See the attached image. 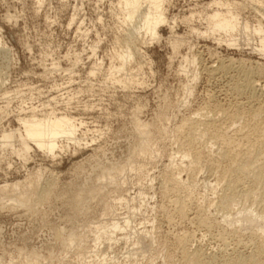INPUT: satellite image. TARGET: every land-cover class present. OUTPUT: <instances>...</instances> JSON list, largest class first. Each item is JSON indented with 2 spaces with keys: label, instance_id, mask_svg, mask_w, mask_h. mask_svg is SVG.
Instances as JSON below:
<instances>
[{
  "label": "rangeland",
  "instance_id": "rangeland-1",
  "mask_svg": "<svg viewBox=\"0 0 264 264\" xmlns=\"http://www.w3.org/2000/svg\"><path fill=\"white\" fill-rule=\"evenodd\" d=\"M259 1L263 6L166 0L165 20L151 40L141 18H128L124 0H0V136L20 128V117L52 109L84 122L80 137L88 133L81 146L65 142L54 157L37 147L22 156L0 146V186L17 183L29 201L0 195V264H264V183L251 177L264 167V146L244 142L250 148L243 143L237 150L247 149L253 158L240 155L232 165L220 157L221 145L205 136L195 141L193 159H181L187 120L217 118V126L241 142L247 115L264 107V40L255 31H264ZM216 11L235 18L234 31L209 20ZM244 32L250 41L241 39ZM176 36L181 44L175 51ZM128 49L133 56L126 72L113 70ZM222 63L230 67L225 72L218 70ZM245 70L253 71L256 90H236ZM260 115L254 121L261 124ZM139 123L152 137L142 154L134 152ZM130 160L135 169L118 178L112 169ZM228 165H241L247 174L231 205L225 202ZM111 170L115 176L104 175ZM30 179L40 187L52 184L47 200L32 199ZM91 189L99 192L89 197ZM78 192L84 197L75 207ZM184 198L185 217L177 211ZM133 208L140 209L134 221L126 226L121 220L115 232H106L113 217ZM242 210L254 219L249 227L234 221ZM92 250L91 258H82Z\"/></svg>",
  "mask_w": 264,
  "mask_h": 264
},
{
  "label": "bare ground",
  "instance_id": "bare-ground-1",
  "mask_svg": "<svg viewBox=\"0 0 264 264\" xmlns=\"http://www.w3.org/2000/svg\"><path fill=\"white\" fill-rule=\"evenodd\" d=\"M165 1L166 0H124V3H125V8L127 10V16L129 19H137L138 17L142 19V21L144 22V27H145V30L146 32L148 33V35L150 36V39L151 40H155L158 38V26L160 24H162L165 20V17H164V4H165ZM251 3H255L256 4H259V5H256V6H263V3L262 1H259V0H250ZM143 4H146V8L144 11H142V7H143ZM230 13V11H229ZM209 20H212V21H216L215 25L220 28V29H223V30H226V31H234V28H235V25H234V20L235 18L233 17H228L227 15L225 16H222L220 14L219 11H216ZM255 31H257V33L260 35L261 39L264 40V31L261 29V28H257ZM241 39H244V40H251V38L246 34V32H244L242 35H241ZM0 44H1V40H0ZM180 44H181V41H180V38L179 37H175L174 39V43H172L173 45V48L174 50L176 51L177 49H179L180 47ZM133 56V52L128 49V51L126 52L125 54V57L123 58V64L122 66L120 67H117V68H114L113 70H117L118 72H126L127 70V63L129 62L130 58ZM221 63V62H220ZM231 63V62H230ZM223 64V63H222ZM230 65V64H229ZM219 69H222L220 71H224L225 69H227L229 66L228 65H221L219 64ZM58 68V67H55V69ZM230 68V67H229ZM215 69V70H214ZM112 71V73L110 74H114V71ZM183 70L185 73H187V69L186 68H183L181 69ZM217 69L214 67V68H210L209 71H211V73L213 74V71L215 72ZM250 70V69H249ZM247 70V71H249ZM228 71V70H227ZM94 72V71H93ZM225 72V71H224ZM253 72V71H252ZM252 72H247L246 73V70L245 72L243 73H246L244 76V79L243 81L237 83V85L235 86L236 87V90H243L245 88V90H256V83L254 79H252L251 75L253 74ZM235 73V72H234ZM252 73V74H251ZM210 74V73H209ZM215 74V73H214ZM128 76V74H126ZM238 81V80H237ZM231 82V81H230ZM236 84V82H235ZM260 85V84H259ZM234 87V88H235ZM259 87V86H258ZM241 92V91H240ZM244 92V90H243ZM248 92V91H247ZM253 92V91H252ZM254 93V92H253ZM256 93V92H255ZM261 93V92H260ZM247 97V96H246ZM254 97V96H253ZM251 100V99H250ZM257 101V100H256ZM259 103V102H258ZM222 105V104H221ZM251 106V105H250ZM253 107V106H252ZM261 107V106H260ZM255 108V107H254ZM259 108V107H258ZM253 109H251L252 111ZM216 111V110H215ZM244 111V110H243ZM242 111V113H243ZM255 111H256V108H255ZM239 112V111H238ZM253 112V111H252ZM258 111H256L255 113H257ZM198 113V112H197ZM241 113V114H242ZM248 114L247 115V127H248V131H247V134L243 135L241 139V142L240 141H237L236 137H232V135H228L226 132H224L221 127L217 126V122H215L216 120H218L216 118V120L213 119V121H204V120H196V119H189L187 120L186 124H184L183 126L186 128V136H187V141L184 143V147H183V155L181 157V159L183 158H189V157H192L193 159V156L195 154V151H197V149H194L195 148V141L199 138V140H202L203 137L205 138V136H209L207 137L208 141L209 140H214L215 143H218L220 144L219 146L222 148V153H221V158H225L226 161L229 160L232 164V161L235 162L236 159L239 160L240 158V155L242 156L243 155V159L246 160V158H249L250 155L248 154H251L249 152H244L242 150H237V149H240V148H244L242 147V144L245 142V143H248L249 146H253L252 148L255 149L256 147L259 148L261 147L262 149V146H264V119L263 121L261 120L263 117H264V107L262 106L261 109H259V115L261 113L260 116H263L260 120L262 121L261 124L259 122H255L254 119H256V116L258 115L257 114ZM237 114V113H236ZM235 115V114H234ZM240 115V113H239ZM258 115V116H259ZM208 117V115H206ZM216 116V115H215ZM257 116V117H258ZM206 117V118H207ZM245 117V116H243ZM219 118V117H218ZM223 118V117H222ZM209 120V119H208ZM255 122V123H254ZM19 123H20V128L18 129H9V130H4L0 136V146H1V149L3 151L5 150H8V149H12L14 150L13 152L18 154V155H26L30 152L31 149H33L34 147H37L39 149H41L42 151H44L46 154L48 155H52V157H54L56 154H57V151L59 150H62L64 145L63 143H67V144H74L76 146H81L83 144L84 141H87V138H88V133L84 132L83 136L84 138L80 137V130L82 129V127L84 126V122L82 121H78V119H76L75 117H72L68 114H65V113H58L56 112L55 109H52L51 111L49 112H46L44 114H33L31 115L30 117H20L19 118ZM138 123V122H137ZM219 123V122H218ZM182 126V127H183ZM183 127V128H184ZM240 128V127H239ZM238 128V129H239ZM244 128V127H243ZM246 129V128H245ZM88 131V130H87ZM243 131V129H242ZM241 132V131H240ZM137 134L139 136V145L138 147L134 150L135 153H140L142 154L141 152H146L149 148H150V143H151V135H150V130L148 129V127L146 125L142 126V124L140 125L137 124ZM233 136H236V135H233ZM202 137V139H201ZM210 138V139H209ZM95 137H92V140L91 141H95ZM205 138V140H207ZM204 140V141H205ZM206 141V142H208ZM244 145H247L248 144H245ZM185 144L187 145V147H185ZM214 144V142H213ZM248 146V149L250 148ZM246 148V147H245ZM195 150V151H194ZM238 152H237V151ZM251 150V149H250ZM249 150V151H250ZM257 150V149H256ZM264 150V148H263ZM262 150V151H263ZM149 151V150H148ZM199 151V150H198ZM253 151V150H252ZM258 151V150H257ZM261 151V150H260ZM221 152V150H220ZM256 153V151H253ZM263 153V152H262ZM198 154V153H197ZM199 155L201 156V152L199 151ZM248 155V157H247ZM256 155V154H255ZM138 156V155H137ZM199 156V159H201L202 157ZM223 156V157H222ZM254 156V155H253ZM260 156V155H259ZM198 156L195 157V159L197 158ZM251 157H252V154H251ZM250 157V158H251ZM253 158V157H252ZM256 159V156L254 157ZM153 159V158H152ZM174 159V158H172ZM176 159V158H175ZM198 159V160H199ZM242 159V157H241ZM242 159V160H243ZM254 159V160H255ZM197 160V159H196ZM240 160V162L242 161ZM243 160V161H244ZM195 161V160H194ZM222 161H225L222 159ZM228 161V162H229ZM242 161V164L244 163ZM248 162V160H246ZM208 162V161H207ZM229 162V163H230ZM134 162H132L131 160L126 162L125 164H123L122 166L120 167H112L115 171V174H117L118 178L120 176H125L127 172L129 171H132V169H135L134 167ZM175 163V162H174ZM210 163V167H211V162H208ZM214 163V162H213ZM218 163V162H217ZM227 163V164H229ZM246 163V162H245ZM249 163H251L249 161ZM248 163V164H249ZM231 164H229L231 166ZM234 164V163H233ZM232 164V165H233ZM240 164V163H238ZM215 165V164H214ZM213 165V167H214ZM227 166L229 168L227 169H224L226 170L225 171V176H229L230 177V183L228 184V188H229V193L230 194H226V198H225V202L228 204L231 205V200L235 197L232 198V196L234 195V191H235V188H236V185L239 183V181L241 182L242 178H241V174L246 171L244 170L242 173H241V170L239 169V167L237 168H233L230 167V166ZM244 165V164H243ZM217 166V165H216ZM253 164L251 165V168H252ZM259 166V165H258ZM242 167V166H241ZM244 167V166H243ZM257 167V166H256ZM218 168V167H217ZM220 168V166H219ZM250 168V167H249ZM263 169H261L260 167L258 168L259 171L255 173V171H250V172H253L251 174V177H254L257 182H263L264 183V167H262ZM248 169V168H247ZM254 169V168H253ZM261 169V171H260ZM111 171H109L108 173L104 174L105 176H115V174ZM222 170V169H221ZM256 170V169H255ZM223 172V171H222ZM42 173V172H41ZM109 174V175H107ZM111 174H114V175H111ZM244 174V173H243ZM39 175V174H38ZM103 175V176H104ZM247 175L246 173L243 175L245 176ZM250 175V174H248ZM41 176V175H39ZM38 176V177H39ZM168 177V176H167ZM175 177V176H174ZM36 178V177H35ZM109 178V177H108ZM116 178V177H115ZM113 177H111V180L112 179H115ZM151 178V177H150ZM149 178V179H150ZM247 178V177H246ZM253 178V179H254ZM174 178H169V181H174L173 180ZM32 180V179H30ZM151 180H153L151 178ZM151 180L149 182H151ZM178 180V179H175V181ZM181 180V179H180ZM123 181V180H122ZM166 181V180H165ZM168 181V180H167ZM255 181V180H254ZM38 182V181H36ZM245 182V181H244ZM258 182V184H259ZM27 183V182H26ZM255 183V182H254ZM47 184V183H46ZM50 184V183H49ZM47 185V186H43V187H40L41 185L38 184V183H35L33 180L32 182L30 183V187L32 188L31 191H33V194L34 196H32V199L35 200V201H39L42 202V201H45L47 200V198H49V196L52 194V191H53V186L52 184L50 185ZM168 184V183H167ZM179 184V182L177 183ZM40 185V186H39ZM183 185V184H182ZM20 185H18L17 183L15 184H11V185H5V186H0V195L3 196V194L5 195H8V198L9 196L13 199H17V200H20L21 202H24V201H27L25 200L24 198V195L22 192V186L19 187ZM171 187V186H170ZM174 187V186H173ZM181 187V186H180ZM21 188V189H20ZM30 188V189H31ZM93 188V187H92ZM171 189V188H170ZM175 189V188H174ZM179 189V188H177ZM181 189V188H180ZM24 190V189H23ZM99 190V188H98ZM94 189L91 191L88 192V196L89 197H94L99 191ZM264 190V189H263ZM101 191V190H100ZM175 191V190H174ZM179 192V191H178ZM256 192V191H255ZM25 193V192H24ZM143 190H140V192L138 194H140V196L143 194ZM233 193V195H232ZM263 193V192H262ZM264 194V193H263ZM5 195V196H6ZM139 196V195H138ZM189 196V195H187ZM82 197H84V195L81 193V192H78L76 194V196L71 200L72 201V204L75 206V207H79L81 205V200H82ZM190 197V196H189ZM5 198V197H4ZM186 198V197H185ZM182 200V199H179L178 201V213L179 215L181 214L182 216L185 217L186 215V200ZM232 198V199H231ZM27 199V198H26ZM187 199V198H186ZM190 199V198H189ZM188 200V199H187ZM29 202V201H27ZM188 202V201H187ZM224 202V203H225ZM107 203V202H106ZM112 203V201H111ZM114 204V202H113ZM228 204V205H229ZM109 205H110V202H109ZM108 203H107V207L109 206ZM222 205V204H221ZM224 205V204H223ZM115 206V205H114ZM114 206H112V204L110 205V208H112V211L111 210H108L109 212H113L115 213V210H114ZM114 207V208H113ZM230 207V206H229ZM109 208V209H110ZM139 208V207H138ZM177 208V207H176ZM108 209V208H106ZM230 209V208H229ZM139 210L140 209H136V208H133V210H131L129 212L128 215H124V217H120L118 214L117 217H113L112 219V222L111 224L107 227L109 232H115L116 229H118L119 225H120V221L121 220H124V223H126L125 225L128 226V224H130L134 218V216L139 213ZM107 211V212H108ZM203 212V211H202ZM244 210L240 211L239 215L236 216V219L234 221H239L241 224L240 226H242L243 228L245 227H249L248 224H250V222H252V216L251 218L249 216H245L244 215ZM110 214V213H109ZM131 214V215H130ZM195 215V214H194ZM137 216V215H136ZM108 217V214L104 213L102 218L103 219H106ZM120 217V218H119ZM231 217V216H230ZM249 217V218H248ZM204 219V216L203 217H200V220L201 219ZM226 218V217H225ZM254 218V217H253ZM184 219V218H183ZM206 219V218H205ZM230 219V218H229ZM228 219V220H229ZM233 219V218H231ZM247 220V222H246ZM248 220L250 222H248ZM203 221V220H202ZM207 221V220H206ZM205 222V220L203 221ZM209 222V221H207ZM201 223V222H200ZM255 223V221L253 222ZM95 224V228H96V225H97V228L98 226L100 225L99 223H94ZM252 224V223H251ZM203 225V224H202ZM130 226V225H129ZM153 226V225H152ZM241 227V229H242ZM96 228V229H97ZM133 229V228H132ZM240 229V230H241ZM100 230V229H99ZM97 230V233L95 235V240L96 242L99 240L100 238V231ZM244 230V229H243ZM146 231V230H145ZM105 232V233H106ZM137 233V232H136ZM144 233V232H143ZM241 233V232H240ZM138 234V233H137ZM131 235V234H130ZM146 237H148L150 240L148 241L149 244H152L150 243L153 242V233H152V228H151V232L150 230H148V232L145 233ZM136 236V235H135ZM60 237V236H59ZM145 237V236H144ZM61 238V237H60ZM222 241V240H221ZM185 243V242H184ZM225 244V243H224ZM96 245V244H95ZM227 245V244H226ZM261 249V248H260ZM183 250V249H182ZM259 250V249H258ZM263 250V248H262ZM95 250H92V251H88V252H85L84 254H82V258H89L91 255L92 252H94ZM264 251V250H263ZM96 252V251H95ZM190 253V252H189ZM260 253V252H259ZM80 254V255H81ZM79 255V256H80ZM187 255V254H186ZM192 255V254H191ZM198 256V255H197ZM200 257V256H199ZM91 258V257H90ZM183 258V257H182ZM255 259V258H254ZM188 260V259H187ZM245 260V259H244ZM38 261V260H37ZM87 261V260H86ZM201 261V260H199ZM251 261H254V260H251ZM35 264H37L38 262H36V260L34 261ZM254 263V262H253ZM32 264H34L32 262ZM79 264H87L86 262H80ZM255 264V263H254Z\"/></svg>",
  "mask_w": 264,
  "mask_h": 264
}]
</instances>
